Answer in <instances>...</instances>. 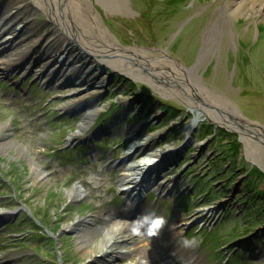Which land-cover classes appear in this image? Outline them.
I'll return each instance as SVG.
<instances>
[{
  "label": "rangeland",
  "instance_id": "obj_1",
  "mask_svg": "<svg viewBox=\"0 0 264 264\" xmlns=\"http://www.w3.org/2000/svg\"><path fill=\"white\" fill-rule=\"evenodd\" d=\"M89 1L122 47H137L155 57L166 56L185 69L199 61L205 30L214 20L219 29L217 40L202 56L196 74L215 93L232 100L245 124L257 125L259 132L217 122L212 115L200 113L183 95L161 90L151 77L135 78L112 67L99 71L102 87L87 89L84 84L48 85L47 76L38 77L41 67L29 72L17 69L5 73L0 66V130L6 128L11 132L0 138V206L21 208L0 224V252H15L19 256L16 264H99L77 247L79 233L69 226L105 211L103 198L88 195L89 190L81 181L94 176L98 168L103 169L104 187L114 185L110 190L100 191L104 197H112L106 207L120 212L127 205L122 185L116 180V169L107 165L118 162L126 149L132 148V143L129 146L126 143L129 132L125 127L134 126L144 131L140 139L152 137L145 149L150 153L184 145L185 150L181 148L172 164L162 168L165 173L155 177V173H147L148 177L153 175L150 184L153 182L156 187L144 199L155 204L156 215L164 218L170 227L175 220L181 221L176 227V243L195 252L202 264H228L230 256H238L235 264L243 261V264H264V215L247 229L243 208L246 196L252 197L257 189H264V178L261 180L256 175L251 178L253 173L247 176V167L252 165L264 173V0H186L182 10L171 17H158L156 12L149 11L147 16L143 14L153 4L156 9L161 7L163 0H129L130 10L126 11L102 0ZM1 2L14 15L12 19H18L17 26L27 19L35 20L34 27L28 30L32 43L45 36L51 16L40 0ZM7 26L0 28L1 35L6 33ZM179 35L182 40L176 41ZM78 44L82 52L83 46ZM54 66L51 65L49 74ZM131 81H136V88ZM69 94L71 97L65 102L96 100L82 111L70 112L61 108L65 102L59 100ZM167 104L178 107L176 114L171 116L163 108ZM84 112L94 114L84 121ZM194 121L196 126L188 130ZM203 121L224 126L238 135L242 143L239 154L244 158L239 160L238 167L230 164L229 157L220 150L225 139L216 133L200 134ZM110 124H115L111 131L95 135L98 128ZM173 133H177L176 137L168 140ZM48 162L63 167L64 171L48 173L51 167L43 166ZM35 168L43 171L44 181L36 178ZM231 169H234L232 173ZM199 175L209 179L216 198L198 191ZM175 177L178 182L169 186V191L158 188L164 181L170 185ZM77 186L81 187L82 195L73 197L71 190ZM155 189L160 191L159 195L153 192ZM123 218L126 217L120 219ZM239 218L242 220L237 222ZM236 224L239 229L243 226L245 233L233 238L232 226ZM86 225V220L81 221L79 228ZM40 234L46 236L36 243ZM103 234L99 232L95 236L100 238ZM141 249L142 246L135 254H143ZM156 259L162 264L158 255ZM141 260L144 263L145 258Z\"/></svg>",
  "mask_w": 264,
  "mask_h": 264
},
{
  "label": "bare ground",
  "instance_id": "obj_2",
  "mask_svg": "<svg viewBox=\"0 0 264 264\" xmlns=\"http://www.w3.org/2000/svg\"><path fill=\"white\" fill-rule=\"evenodd\" d=\"M102 1L123 11L130 10L129 0ZM40 2L51 16L50 26L47 27L45 36H42L37 43H32L28 30L32 26L34 27L35 20L27 19L21 26H17L18 19L16 21L12 19L14 15L10 14V10L0 0V10H3V12L0 11V28L4 29L8 24L6 33L0 34V66L3 72L12 73L17 69H28L29 72L36 67H41L38 77L47 76L48 85L56 82L71 83L73 86L84 84L87 89H90L93 86H96L95 88L102 87L103 79L99 75V71L105 67H112L115 70L128 72L135 78H139V76L151 77L161 90L169 89L183 95L196 109L201 110L200 113L212 115L216 120L218 119L217 122L225 123L229 127L236 125L245 130L258 131L257 125L245 124L237 105L232 100H228L220 93H215L212 88L203 84L196 74V67L199 66L202 56L217 40L219 29L214 20H211L205 30L204 46L199 61L195 66L185 69L168 60L166 56L155 57L151 55L150 51L137 47H122L103 24L99 11L89 0H40ZM239 8H242V4ZM20 11V9L19 11L15 10V13ZM39 31L40 28H37V32ZM74 40L77 42H73ZM43 43H45L44 46H42ZM78 43L83 46L82 52L78 50ZM92 57L96 63L93 62ZM51 65L55 66L52 68L53 72L49 74ZM89 65L90 67H88ZM70 95H62L59 100L65 102L71 97ZM95 100L90 99L81 103L74 100L66 101L61 108L70 112L82 111L93 105ZM93 114V112H84L82 118L87 121ZM196 123L195 121L191 123L188 130L194 128ZM115 124H110L106 128H98L95 135L111 131L112 125ZM125 131L129 132L126 143L128 146L132 143V148L126 149V153L118 162H109L107 168L116 169V180L122 185L121 191L125 194L127 205L122 206L120 212H114L111 208L106 207L112 197H104L100 191L110 190L114 185L104 187V178L101 177L104 175L101 173L103 169L98 168L94 176L82 178L83 185L89 190L88 195L92 193V196L103 198L105 211H102V214L95 213L87 219H79L69 226L71 230L79 233L77 247L83 249L84 254H88L93 258V261L99 264H160L156 255L162 259V264H166V262L167 264L172 262L174 264H202L195 252L186 249V247L181 248L176 243L178 240L176 227L180 225L181 221L175 220L172 227L167 223L164 224L158 230V235L154 237H149L143 229L140 235L131 233L133 222L138 217L149 213H154L157 216L155 204L146 203L145 196L140 194L145 193L147 188L156 187L155 183L150 184L153 175L148 177L147 173H155L154 177L159 173H165L162 168L172 164L181 153V148L184 149V145L183 147L179 145L176 148L163 149L160 153H150L145 149L151 143L152 137L140 139L144 134L141 127L127 126ZM10 133L6 128H3L0 130V138L9 136ZM242 133L247 134L245 131ZM43 166L45 168L50 166L51 169L49 168L48 173L51 174L64 171L63 167H55L49 162L44 163ZM35 170L37 169L35 168ZM37 171L36 178L44 181L45 175L41 174L43 171ZM177 182L178 179L175 177L170 185L164 181V184L158 185V188L161 191H169V186H172L173 183L177 184ZM102 187L103 189H101ZM156 193L159 195L160 191H156ZM79 194L82 195L80 186L71 190V196L77 197ZM133 200L139 201L142 207L140 204L134 203ZM17 210H21V208L19 209L16 205L11 208L1 205L0 224L15 214L13 212ZM122 216L126 218L120 219ZM84 220L88 222V225L79 228L81 221ZM38 221L41 222V219L38 218ZM96 224L100 226H96ZM99 232L104 234L100 238H96L95 235H98ZM247 245L249 248L250 245ZM141 246L140 251L143 254H135V251ZM141 257L145 258L144 263H142ZM232 257L230 256V258ZM17 258L19 256L11 250L0 252V264H16Z\"/></svg>",
  "mask_w": 264,
  "mask_h": 264
},
{
  "label": "trees",
  "instance_id": "obj_3",
  "mask_svg": "<svg viewBox=\"0 0 264 264\" xmlns=\"http://www.w3.org/2000/svg\"><path fill=\"white\" fill-rule=\"evenodd\" d=\"M164 1V2H163ZM161 3V7H159L158 9H156V5H152L149 6V9H146L143 11V14L145 16H147L148 11L149 13H155L156 12V16L158 17H171L173 14L181 11V5L184 4V2L186 0H163ZM153 3V2H151ZM153 16V15H152ZM154 18V16H153ZM153 21V20H152ZM130 26V25H129ZM127 26L128 29H130V27ZM182 34V33H181ZM180 38L179 37L176 39V41ZM182 40V39H181ZM175 41V42H176ZM132 87L136 88L137 84L136 81H131ZM114 104V103H113ZM164 109H168V112L171 114V116H173L174 114H176V112L178 111V107L175 105H171V104H167L164 105L163 107ZM113 111V107L110 109L109 113ZM107 114V113H105ZM105 116V115H103ZM201 128L199 130L200 134H205V135H210V134H218L219 137L221 139H225V143H222L224 146L220 149L221 152H225V154L229 157L227 159V161L230 164H233L234 167H238L239 166V160H243V156H241L240 153V146H241V141L238 139V135L236 133H232L230 131H228L224 126H215L213 124V122H209V121H203L201 123ZM177 135V133H173L169 136L168 140H171L173 138H175ZM227 139V140H226ZM225 158V156H224ZM224 162V161H223ZM246 168V167H245ZM247 176L251 173L252 176L251 178H254L255 175L259 178V179H263L264 178V173L263 171L258 168L255 165H252L251 167H247ZM234 169L230 170V173L233 172ZM220 171V169L216 170L213 172V174L217 175V173ZM13 174V173H12ZM7 175V174H6ZM197 185H198V191L201 193H204L207 197H212V198H216L217 197V193L214 190V188H211V184L208 178H206V176L204 175H199L197 176ZM248 178L249 183L252 182V180H249L250 178ZM246 178V179H247ZM11 179V177H10ZM261 179V180H262ZM254 180V179H253ZM251 185V184H250ZM213 190V191H211ZM197 194L193 196V198H196ZM220 196V195H219ZM247 198V199H246ZM244 199V218H246L248 224L246 225L247 229L249 228L250 225L254 224L256 221H258L260 216L264 215V189H257L256 192L254 193V195L252 197H247ZM240 220H242V218H239L238 220H236L237 222H239ZM42 224L45 223V221L43 219H41ZM35 223V222H34ZM236 223V222H235ZM36 224V223H35ZM242 226V225H240ZM243 227V226H242ZM242 227L239 229V227L236 225H233V233L231 237H239L242 236L243 233H245V231L242 229ZM53 230V229H51ZM55 232V231H54ZM46 235L44 234H40L37 235L35 242H39L40 240H42ZM220 251H218L219 253ZM236 257V258H235ZM233 256L232 258H229L228 260V264H235L237 262V258L238 256Z\"/></svg>",
  "mask_w": 264,
  "mask_h": 264
},
{
  "label": "clouds",
  "instance_id": "obj_4",
  "mask_svg": "<svg viewBox=\"0 0 264 264\" xmlns=\"http://www.w3.org/2000/svg\"><path fill=\"white\" fill-rule=\"evenodd\" d=\"M166 221L162 217L155 216L154 213L142 215L133 222L131 233L133 235H140L143 229L149 237L158 235V230L161 229Z\"/></svg>",
  "mask_w": 264,
  "mask_h": 264
}]
</instances>
